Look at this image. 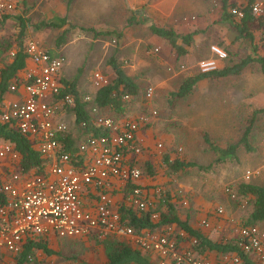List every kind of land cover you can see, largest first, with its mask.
Wrapping results in <instances>:
<instances>
[{
  "label": "crops",
  "instance_id": "obj_1",
  "mask_svg": "<svg viewBox=\"0 0 264 264\" xmlns=\"http://www.w3.org/2000/svg\"><path fill=\"white\" fill-rule=\"evenodd\" d=\"M237 1L239 0H227L226 8H224V5L222 3L221 11L223 12L226 9V11L230 12L231 7H237L239 5H243L248 0H243L240 2ZM199 8L200 5L198 3L196 7L186 6V2L181 0H71V2H69V0H19L18 7L14 10V12H12L9 15L0 16V23L9 24L13 22L14 29L18 31L17 32L18 34H16V36L19 35L20 32H22V34L19 36L20 37L19 40H21V45L23 49L24 46H26L29 42L34 41L31 39V34L32 32L35 31L36 36L38 38L37 40L41 41V43L39 44L36 41L34 42L37 43L40 49H42L51 56H62L64 58V65L61 68L60 77L63 79L75 81L76 89L79 92V97L81 101H83L86 104V102L84 101V96L87 94L93 95L96 92V90L92 86L91 75L93 69L90 71V66L93 65L96 59L95 56L98 55V52H96L94 55H91L90 52L92 51L93 45L94 48L96 47L97 42L101 43V46L100 44H98L100 49L101 48L104 49L106 47L104 44L105 42L101 40L100 37L105 35L109 37L117 36L121 38L123 34H126L125 32H123V29H125L124 26L127 25V23L130 22L132 24L138 23L139 25L140 22H148L153 16L161 17L162 20H165L164 26L155 23V25L158 26H162L166 28L167 26H172L167 24H169V22H171L175 16H179V20L180 18H182L180 23H182V21L185 19V22L187 23L185 25L186 26L185 28L188 27L193 28L196 27L197 25L196 24L193 25V23L188 18L189 14L185 15V13H190L191 16L197 14L201 15L203 14V11H201ZM59 17L66 19V23L63 26L50 27L45 25L51 21H54L56 18ZM231 19L233 24L239 20L236 17L235 18L233 17ZM214 23L215 24H213V26L210 25L211 26L210 28L212 29L214 34L210 36L209 39L202 32L194 33V31H188L191 32L192 34L187 33L190 35L189 43H185L181 39H179L178 43L182 45L183 48L185 49L184 53L181 55L177 54L175 49L171 47L168 41H167L168 43L167 42L165 43L166 39L160 38L155 34H154L155 37L154 36L150 37L149 40L152 41H149L147 43L146 48H149L150 53L155 52L154 54L156 56V59L159 58L160 60L159 63L163 61L162 64H165V46L168 44L176 54L174 59L178 60V63H180L181 65V69L184 70L185 76L182 82L189 77H194L196 75H201L203 73L210 72L209 75L206 74L203 77L199 78L197 81H195L189 93L176 96L175 94H173L174 93L173 92L171 93V95L172 97H176L177 99L176 101L180 105V109L182 110L181 114L183 117V123L185 124V127L189 128L188 131L193 130L194 132H196V134L200 136L203 142L207 143L211 148H213L217 152L216 155L214 156L215 162L217 164L216 167H212V169H214L212 172V176L215 177L214 178L215 180L213 179L212 181H214V185H215V187H213V190L218 189V191H220V189L223 188L222 186L226 185V183L224 182L231 180V178L234 175L233 173H235L236 171L234 162H232V164L230 163V161L232 160L234 161L232 156L233 153L235 152V149H238L239 144L241 145L243 144L244 148L250 151L252 150V146L250 145L252 138L256 139V141L258 139V136L254 135V125H255L254 120L258 112L259 113L264 112V95L261 98H258V96L256 95L257 93H259V91H263L264 85L261 87L258 86L257 89L246 91V92H251L253 93L252 95L256 96L255 98L256 102H260V101L262 102V105L254 104V107H252L251 105L250 108L249 106L244 107L243 105L234 104V94L236 92L238 93L240 92L242 93L241 95H243L244 91L242 90L239 84H238L239 88H236L235 84L233 83V80L234 77L240 74L241 70L244 68L246 64H250L252 62L258 64L259 66L258 68L260 70V73L262 74L261 79H263L264 81V72L262 71V65L261 62L257 60V58L259 57H261L264 60V46L262 44V34L264 32V28L261 27L259 29L253 30L252 32L253 40H249L246 38H237L236 37L237 32L235 31L234 27L230 25V23L227 21L220 19V20H215ZM151 24L154 23H149V26ZM217 24H221V26H218ZM183 26L184 24L179 25V28ZM172 29H175V26ZM52 30L57 31V33L50 39L51 41L50 42H47L45 40L42 41V38H46L48 35H50ZM187 34L183 33L180 35H187ZM60 36H63L62 37L63 41L62 43L58 44ZM134 37L136 39L128 40V43L126 42L122 46H120V48H118V51L115 53L116 56L114 55L107 59L106 65L108 69L110 68L109 69L110 73L113 75V79H114L115 73L108 63V60L110 58H114V60L120 65L124 73L138 86V92L136 94H128L129 98L125 103V107H124L125 110L122 113L121 112L119 113L118 111L115 112V110H112L111 107H107V108L99 109L100 114H102L103 116H110L116 119H119L120 117H124V116L133 117L135 115L137 116L140 113H144L145 110L150 111L152 109H155L157 106H159V104H161L160 103L161 96L159 97L155 96L152 97V99L145 98L144 96L145 90L140 91V86L136 83V81L140 79L139 77H136L138 71L134 69L132 66L127 67V65L129 64L128 62L132 61L131 56L134 57L135 54L132 53L125 56V54H122L124 53L122 50L130 47L131 42L138 43L140 42V38H143L141 35L140 36L135 35ZM156 37L160 39L159 42H157L154 39ZM207 39L208 42H205ZM113 41H116V39L114 38ZM243 42H245L246 46L249 45L251 49L250 51H248V54L243 58L230 56L231 58H235L236 60L231 59L229 57L226 58V56L223 58H219V56L211 50V46H217L222 51L226 50L229 55L232 54L233 51H235L236 53V51L240 50L238 44L240 43L243 45L244 44ZM16 44L17 43H12V47L10 51H13L15 53ZM68 47L72 52L71 55L73 57L75 56L78 58L75 59L74 63H72V61L68 57V54H66L65 52V49ZM10 51H8V54ZM100 54L101 52L99 53V55ZM13 56L14 54L13 55L9 54L8 61H10ZM254 57L256 58L253 59ZM248 58H250L251 60H249L246 64L240 66V64L245 59ZM209 59L215 61L216 67L209 71H201L199 69L198 63L201 60H209ZM171 61L173 62L175 60L171 59ZM38 66L39 64H37L31 57L27 56L25 60V66L22 70L18 71L17 76L22 80H24L26 78V74L29 73L31 70L36 69ZM223 68H228L230 69V71H228L225 74L217 72L218 70ZM235 70H237V72H235ZM86 71L89 72L88 73L89 81L87 84L83 83L85 79L88 77L87 75L85 78H83ZM158 73L159 72L155 74L154 76L155 78L159 76ZM151 76L152 74L150 75V77ZM143 77H145L144 74L142 75L141 78L143 79ZM112 80H109V82H111ZM160 82L162 84L164 83V80ZM182 82L180 83V85L182 84ZM10 83H12V79ZM248 95H250V93ZM24 96H26V91L23 86H19L16 92L10 91L7 88L2 95V99L0 102V111L6 109L11 101L18 100L20 98H23ZM163 96L165 97V95ZM162 105H164V103H162ZM62 106L63 105L59 103L58 112L53 117H51V121L54 123L64 122L67 125V130H68L69 126L71 127L73 126L74 117L72 121L71 110L66 108L62 109ZM235 111H240V112L245 111L246 112L245 117L247 118V120H244V124H242L241 126L242 130L235 137L236 139L234 138ZM250 115L253 116V121L251 124L249 121V119L251 118ZM155 117H153L152 122L148 126L142 127L141 130L139 131V134H141L145 138L148 146L147 149L143 151V153L139 156V159L142 160L144 159V156H147V159L152 164L153 169H155L158 165L162 164V162L165 163L166 160H167L166 162L170 161L169 154L165 153L164 141L162 140L161 136L156 137L152 135V133L154 132L153 125L157 124L158 122V119L157 118L155 119ZM90 119L91 121L93 120L92 117H90ZM161 122H165L166 124L167 121L165 119V121L162 120ZM249 127L250 130L249 132H247V129ZM245 137L246 140H244ZM85 138L86 136H83L82 139L78 141V144L81 141H83ZM30 139L33 147L37 149L38 147L37 138L30 137ZM259 139L262 142L261 145L264 147V141H262V133ZM5 142L6 141L0 138V145ZM157 142H161L162 144L161 148L156 147L155 143ZM214 144H227L229 146L219 149ZM246 145H249V148H247ZM178 151L179 153H181L182 148L179 147ZM261 154H264V152H261ZM42 158L44 159L43 168H42L43 171L50 166V164L52 163V159L50 158L47 160L43 156ZM180 161L192 162L193 164V166H184L177 169V171H181V173H185V171L190 170L189 168L191 167L201 168L203 166L200 164H196L195 162L190 160L189 157H181ZM261 166L258 167L260 168ZM172 171L175 172L174 170ZM161 176L162 178L156 174L153 175L145 174L141 176L139 181L140 185L144 186L147 189L149 197L152 198L153 205L150 206L148 210L151 211V214L153 212L156 213V218L153 219L155 222H158L160 220L161 211L166 212L168 210L169 205L167 206V202L165 200V189L167 188V190H170L171 188L174 187L170 191L171 192L170 195L173 196V199L170 200L171 203L170 205L174 207L178 217L181 220H186L191 227L199 230L200 233L204 235V237L210 239L213 242H223V243L234 242L239 238V231L242 225L256 224L255 223L256 220H253L251 218V214L253 211L252 209L250 215H248L249 217L239 220L237 224L236 235H234V233H231L232 228H229L228 224L231 226L230 223L232 222L231 221L232 218L229 216L230 213L229 207L232 206L230 205L232 203L231 202L232 200L229 201V199L225 196L226 201H228V204L217 203L216 202L217 199H219L218 201L225 200V198H223L222 193L221 195L213 196V198L215 199L212 198V200H215L214 202H216V206L211 207L210 203H208L207 205L206 203L203 204V208H202L203 214L199 213V215H196L192 211H187L186 208L178 209L177 207H179L178 206L179 203L175 202L176 201L175 197L180 199L181 198L180 196H185L186 193L191 191V188L182 182L176 183V185L174 186L167 187L165 186V180L167 181V178H165V175H161ZM114 182H115L114 185L112 184V187L110 188V193L112 194L113 199L116 202H119L121 199L120 198L121 191L119 189V184L117 183V181L114 180ZM222 183H224V185ZM159 187L163 188L160 195L156 193V190ZM176 190H177V194H176L177 196L175 195L174 197V192ZM96 194H97V189L93 187H89L86 191H84L83 198L88 202H90L91 199L92 201H94ZM247 198H251L252 200L253 197L248 196ZM244 202L246 203V201ZM241 204L242 203L240 204L238 203V205ZM218 206H220L223 209L222 213H218L216 211V208ZM204 210L206 211V213H204ZM197 216L200 217L199 221L197 220ZM202 220H206L208 222V225L207 226L201 225ZM258 223L261 229L264 230V220L262 221L258 220ZM171 225L175 228L177 232L183 231L180 230L175 223ZM163 227H165V225L161 226L159 229ZM190 237L191 236H189L188 234H186V232H184V235L178 238L180 243L186 246L189 244ZM107 239L111 243H115V242L117 243L119 241L129 242L131 243L132 247L136 248V246L132 244L131 240L128 237H117V238L112 237ZM107 239L97 240L91 237H82V236L59 237L51 230H48L47 233L42 235L38 241H28L26 243L24 250L22 251V254L20 255L13 254L7 251L5 248L0 247V264H25L24 255L27 252L32 253L37 259L41 260L44 264H49L52 255L58 254V248L61 245L66 244L67 242L71 241L73 243L77 240L86 241V242L88 241L104 242ZM196 248L199 254L203 258L209 259L210 261H216L217 257L221 254L220 251L209 249L206 247L205 248L202 247L199 249L196 246ZM45 249H49L50 252H46ZM232 252L236 253L235 251ZM143 254L146 255L145 253ZM246 256L250 263L258 264V260L255 255L249 253ZM148 258L153 264H157L154 258L150 256H148ZM104 263H100V264H104Z\"/></svg>",
  "mask_w": 264,
  "mask_h": 264
},
{
  "label": "built area",
  "instance_id": "obj_2",
  "mask_svg": "<svg viewBox=\"0 0 264 264\" xmlns=\"http://www.w3.org/2000/svg\"><path fill=\"white\" fill-rule=\"evenodd\" d=\"M18 4L19 0H0V16L14 12ZM242 6L231 7L234 18L240 20L243 17ZM249 7L253 16H261L264 0H254ZM262 44L264 46V32ZM211 50L219 58L226 56L217 46H211ZM24 52L39 66L27 73L22 82L8 85L13 92L23 86L26 96L11 101L1 111L0 121L15 126L29 140L36 137L40 155L47 160L51 158L52 163L40 173L33 169L23 172L17 166L20 156L13 145L8 142L0 145V247L20 255L28 241H38L51 230L59 237L82 236L97 240L128 237L138 250L154 258L157 264H248L245 258L232 251L221 252L216 261L203 258L196 248L197 239L190 237L189 244L183 245L178 237L185 231L177 232L172 225L155 231L134 229L124 210L146 211L153 205L147 189L139 183L142 174L138 157L148 147L139 131L157 116L156 109L116 119L100 114L93 101L94 95L87 94L84 96L88 103L85 109L94 126L103 131L87 136L75 152H68L57 139L67 130V125L51 121L58 112L59 103L63 109L74 102L72 94L61 92L60 71L64 58L49 55L34 41L24 47ZM198 64L201 71L216 67L212 59L201 60ZM108 83L106 75L93 71L95 90ZM153 92V87L148 86L145 98L152 99ZM128 98L129 95H124V99ZM155 144L157 148L162 147L161 142ZM260 169H264L263 164L258 171ZM253 173L247 170L245 178ZM114 180L121 191L119 202L110 193ZM89 187L97 189L94 201L91 199L90 202L83 198ZM161 192L157 188L156 193L160 195ZM182 203L186 205L187 201L182 200ZM217 212L222 213L223 209L219 207ZM150 217L155 219L156 213ZM201 225L207 226L208 222L202 220ZM238 244L245 255L252 253L258 264H264V230L260 226L242 225ZM24 262L44 264L29 252L25 253Z\"/></svg>",
  "mask_w": 264,
  "mask_h": 264
},
{
  "label": "rangeland",
  "instance_id": "obj_3",
  "mask_svg": "<svg viewBox=\"0 0 264 264\" xmlns=\"http://www.w3.org/2000/svg\"><path fill=\"white\" fill-rule=\"evenodd\" d=\"M181 1L186 2V6L196 7L197 3L200 5L199 9L203 11V14L201 15L197 14L191 16L190 13H185V15L189 14L188 18L193 23V25L196 24L197 26L193 28H189V27L185 28L186 27L185 25L187 24L185 22V19L182 21V23H180L182 18H180L179 20V16H175L173 20L169 22V24H167L172 26H167V28L168 27L173 28L175 26L174 30L180 34L191 33L188 31H194V33L202 32L209 39V37L214 34L210 27L213 26V24H215L214 23L215 20L221 19L222 1L221 0H181ZM240 1L243 0H239L237 2ZM149 23H154V24L156 23L164 26L165 20H162L161 17L153 16L148 22H140L139 25L138 23L132 24L130 22L124 26L125 29H123V32H125L126 34H123L121 38L117 36L109 37L105 35L100 37V39L105 42L104 44L106 47L104 49L102 48L100 49L98 45L100 44L101 46L100 42H97L95 48L93 45L92 51L93 49L94 51L93 52L91 51L90 53L91 55H94L96 52H98V55L95 56L96 59L93 65L90 66V71L92 69L93 71L100 70L104 75L107 76L108 80H112L113 75L110 73L109 70L110 68L108 69L106 65L107 59L111 56H114L115 53L118 51V48H120V46H122L124 43L126 42L128 43V40L136 39L134 37L135 35H139V36L141 35L143 37L140 38V42L138 43L131 42L130 47L122 50L124 52L122 54H125V56L132 53L135 54L134 57L131 56L132 61L128 62L129 64L127 65V67L132 66L134 69L138 71L136 77H139L140 79L136 81V83L140 86V91L145 90V88L148 86H152L154 90L153 97L161 96L160 97L161 104H159V106L155 108L157 109L156 110L157 116L155 117V119L157 118L158 122L157 124L153 125L154 132L152 133V135L156 137L161 136L162 140L164 141L165 153L169 154L170 161L168 162L165 161V163L162 162V164L158 165L154 169V174L158 175L161 178H162L161 175H165V178H167V181L165 180V186L167 187L174 186L176 185V183L182 182L191 188V191H189L188 193H186L185 196H183L184 199L182 198L178 199L177 197H175V195L177 194V190L174 192V197L176 198L175 202L179 203V205L177 204L179 206L177 207L178 209L186 208L187 211H192L196 215H199V213H202L203 204L205 203L206 205L210 203L211 207H213L216 206V202L228 204V201H226L225 196L229 199V201L232 200L231 201L232 203L230 204L232 206L229 207V211H230L229 216L232 218L231 220L232 222L230 223L231 226L229 224L228 226L229 228H232L231 233H234V235H236L237 224L239 220L249 217L248 215H250V212L253 209L251 198L241 197L236 193L238 184L242 181H245V182L258 183L264 186V169L262 170L260 169L258 171L259 169L258 166H261L262 164L264 165V154H261V152H264V147L261 145L262 142L259 139L261 133L263 132L262 130H264L263 128L264 112H260V113L258 112V114L255 116L256 118L254 120V124H255L254 135L258 136V139L256 141V139L252 138L250 142V145L252 146V150L248 151L246 148H244L243 144L238 145V149H235V152L233 153L232 156L234 161L233 160L230 161L231 164L232 162H234L235 164L236 171L235 173H233L234 174L233 177L231 178V180L224 182L226 183V185L222 186L223 188H221L220 191H218V189L213 190V187H215V185H214V181L212 180L215 177L212 176V172L214 170L212 169V167H216L217 163L215 162L214 156L216 155L217 152L213 148H211L207 143L203 142L200 136L196 134V132H194L193 130L188 131L189 128L185 127V124L183 123V117L181 114L182 110L180 109V105L176 101L177 100L176 97H172L171 95V93L175 92L178 89L180 83L182 82L185 76L184 70L181 69V65L180 63H178V60L174 59L176 54L168 44L165 46V64H162L163 61L159 63L160 60L159 58L156 59V56L154 54L155 52L150 53L149 48H146L147 43L149 41H152L149 40L150 37L154 36V34L150 31L148 27ZM182 24H184V26L179 28V25ZM217 25L221 26V24H217ZM17 32L18 31L14 29L13 22L9 24L0 23V46L2 43L5 42L16 43L17 40L15 36ZM56 33L57 31L52 30L50 35H48L46 38H42V41L45 40L47 42H50L51 41L50 39ZM114 38L116 39V41H113ZM31 39L39 44L41 43V41L37 40L38 38L36 36L35 31L32 32ZM154 39L157 42L160 41V39L157 37ZM208 39L205 42H208ZM166 42L167 40H165V43ZM243 43H244L243 45L240 43L238 44L240 50L236 51V53L235 51H233L232 54L228 55V52L224 50L226 53V58L227 57L231 58L230 56L241 57V58L245 57L248 54V51H250L251 47L249 45L246 46L245 42ZM65 52L66 54H68V57L70 58L72 63L75 62V59H78L77 57L75 56L73 57L71 55L72 52L69 49V47L65 49ZM100 52L101 54L99 55ZM171 59L175 61L172 62ZM231 59H235V58H231ZM8 60H9L8 52L3 51L0 48V67H2V65H4ZM258 67L259 66L257 63L251 62L250 64H246L244 68L241 70L240 74L234 77L233 83L235 84L236 88H239L238 86L239 84L242 90L244 91L243 95H241L242 93L240 92L239 93L236 92L234 94L235 105H243L244 107L249 106L250 108L251 105L252 107H254V104L262 105V102L261 101L256 102L255 98L256 96H258V98L263 97L264 89L263 91H259V93L256 92L257 93L256 96L252 95L253 93L251 92H246L248 90L251 91L253 89H257L258 86L261 87L264 85V81L263 79H261L262 74L260 73ZM88 71H86L83 78H85L88 75L89 73ZM157 72H159L158 73L159 76L155 78L154 76ZM143 74L145 77H143L142 79L141 77ZM151 74L152 76L150 77ZM163 80L164 83L161 84L160 81ZM88 81H89V75L83 83L87 84ZM249 93L250 95H248ZM163 95H165V97ZM162 103H164V105H162ZM145 112L148 111L145 110ZM245 115H246L245 111L234 112V119H235L234 138L242 130L241 126L242 124H244V120H247ZM73 117L74 116L72 113V121H73ZM165 119L167 121L166 124L165 122H161L162 120L165 121ZM69 129H72V127L69 126L68 130ZM214 145L217 146V148L219 149L229 146L227 144H214ZM179 147L182 148L181 153H179L178 151ZM181 157H189V159L195 162L196 164H200L203 166L201 168L191 167L189 168L190 170L185 171V173H181V171H177V170L173 172L169 164L173 162V160H175L176 158L180 160ZM144 159H147V156H144ZM247 170L254 171V173L250 175L248 179L245 178V174ZM224 183L222 184L224 185ZM159 188L162 191L163 188L162 187ZM171 189L170 190H167V188L165 189V198L170 196L172 197L171 199H173V196L170 195ZM221 193L223 194V198H225V200L218 201L219 199H217L216 202H214L215 200H212L213 196L221 195ZM181 199L186 200L187 204L184 205ZM244 201H246V203ZM238 203L239 204L242 203L241 204L242 206L238 205ZM219 207L220 206L216 208V211ZM204 213H206L205 210ZM199 218L200 217L197 216L198 221ZM255 223L256 225H258L259 224L258 220H256ZM115 243L109 242L108 239L104 242H97V241L86 242V241L77 240L72 243L70 241L67 242L66 244L61 245L58 248V254L52 255L49 264H77L79 261H84L89 264L104 263L106 261L107 250L111 248L112 245H114Z\"/></svg>",
  "mask_w": 264,
  "mask_h": 264
},
{
  "label": "trees",
  "instance_id": "obj_4",
  "mask_svg": "<svg viewBox=\"0 0 264 264\" xmlns=\"http://www.w3.org/2000/svg\"><path fill=\"white\" fill-rule=\"evenodd\" d=\"M224 8L227 6V0H221ZM253 0H248L241 9L244 11L243 17L232 23L233 14L226 11V9L221 13V20L227 21L232 25L237 32V38H246L249 40H253V30L264 28V13L261 16H253L250 12V4ZM71 2V0H69ZM5 18V17H3ZM131 21V20H130ZM66 23L65 18H56L54 21H51L46 26L50 27H61ZM150 30L156 36L166 39L171 47L175 49L177 54L181 55L184 53V48L182 45L178 43V40L181 39L185 43L190 42V35H180L172 28H166L162 26H158L155 24H151L149 26ZM18 34V33H17ZM19 35L16 36L17 44L15 45V53L10 61H6L2 67H0V102L2 99L3 93L8 88L9 83L11 82H22V79L17 76L18 71L22 70L25 66V60L27 54L24 52V49L21 45V40H19ZM62 37L60 36L58 44L62 43ZM12 47V43L5 42L2 43L0 48L3 51H10ZM14 48V47H13ZM14 48V49H15ZM254 57L253 59H255ZM250 58L245 59L240 66L246 64ZM258 61L261 62L262 71L264 72V60L259 57ZM109 65L115 73V78L109 82L107 85L99 88L93 94V101L95 104L101 108L111 107L115 112H123L125 109V103L128 99H124V95L128 94H136L138 92V86L124 73L120 65L114 60V58H110L108 60ZM230 71L228 68H223L218 70V73H227ZM213 72V71H211ZM237 72V70H235ZM206 74H210V72L203 73L201 75H196L194 77H189L185 79L177 91L173 94L176 96L187 94L191 91L192 85L199 78L203 77ZM62 83L61 92L62 94L70 93L73 95L74 102L72 105H69L67 109H70L74 114V123L72 129L66 130L63 134H59L57 139L61 141L62 146L68 152H75L77 149V144L83 136H89L91 134L98 135L101 134L103 130L99 127H95L90 119V115L86 111V105L88 103H84L81 101L79 97V92L76 89V83L74 80L60 79ZM9 90V89H8ZM1 113V111H0ZM250 124L253 121V116L249 119ZM250 127L247 129L249 132ZM0 138L4 141L11 143L14 149L19 153V161L17 166L23 169V172L28 171L29 169H33L35 172L40 173L43 168L44 159L40 155L38 149L34 148L32 142L25 136L19 133L15 126L10 123H3L0 121ZM246 140V137L244 138ZM249 148V145H246ZM166 160V159H165ZM167 161V160H166ZM138 166L141 170L142 176L153 175L154 169L152 164L148 159H139L138 157ZM172 170H177L184 166H193L192 162H185L176 159L175 161L169 164ZM236 193L241 197L252 196V204L253 211L251 214V218L253 220H264V186L255 184L253 182H245L242 181L237 186ZM172 197L165 198L168 206V210L166 212L161 211L160 220L155 222L151 219V211H138L133 208H129V210H124L125 216L127 215L129 219V224L136 230H150L155 231L158 230L161 226L171 225L175 223L180 229L185 231L189 236L195 237L198 241L197 247L200 249L202 247H206L209 249L217 250L222 253L235 251L239 255H241L248 264H252L248 261L247 256L240 249L238 244V240L234 242H213L210 239L204 237L200 233L199 230L191 227L186 220H181L175 212L174 207L170 204V200ZM160 211V210H159ZM252 225V224H250ZM30 247V246H29ZM28 247V248H29ZM46 252H50L49 249H45ZM153 264L148 256L144 255L140 250L132 247L131 243L125 241H119L116 244L112 245L106 252V261L104 264ZM77 264H89L84 261H79Z\"/></svg>",
  "mask_w": 264,
  "mask_h": 264
}]
</instances>
